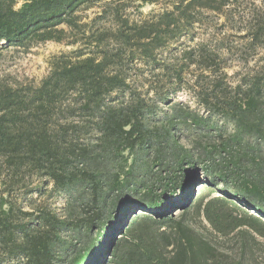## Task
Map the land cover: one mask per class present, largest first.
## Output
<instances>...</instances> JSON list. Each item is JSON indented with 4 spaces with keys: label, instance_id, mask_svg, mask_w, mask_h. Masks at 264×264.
I'll return each instance as SVG.
<instances>
[{
    "label": "trees",
    "instance_id": "16d2710c",
    "mask_svg": "<svg viewBox=\"0 0 264 264\" xmlns=\"http://www.w3.org/2000/svg\"><path fill=\"white\" fill-rule=\"evenodd\" d=\"M153 1L132 3L140 9ZM238 1L178 0L150 19L130 21L124 0H0V54L48 41L75 47L54 58L37 84L0 81V264H264L255 256L256 246L264 250V62L235 84L224 82L219 55L210 50H184L181 64L163 68L178 82L190 65L211 78L198 98L231 124L223 147L235 148L231 167L240 178L231 195L240 206L188 199L197 165L220 183L231 179L200 159L213 149L196 156L193 146L181 152L169 145L180 123L207 127L189 110L175 109L151 125L155 106L133 88L127 71L136 62L158 64V51L202 22L204 12L223 15ZM101 2L99 14L84 21L80 13ZM247 33L249 46L264 39V18ZM143 157L166 173L161 194L158 187L139 191L149 161L141 176L133 169ZM175 173L187 180L176 181ZM33 177L51 184L45 194L65 197L61 215L39 198L26 200ZM132 204L144 214L127 218ZM176 207L179 214L171 211ZM231 235L237 248L225 245Z\"/></svg>",
    "mask_w": 264,
    "mask_h": 264
},
{
    "label": "rangeland",
    "instance_id": "374dc122",
    "mask_svg": "<svg viewBox=\"0 0 264 264\" xmlns=\"http://www.w3.org/2000/svg\"><path fill=\"white\" fill-rule=\"evenodd\" d=\"M128 4L124 8V14L130 21H143L150 19L163 11L170 10L178 0H154L151 3L142 5L140 9L136 6L138 3H132V0H124ZM104 2H101L91 8L83 10L80 14L84 21L92 20L102 10ZM264 18V1L263 0H239L237 4L230 5L225 14H216L214 12H204L201 16L202 22L195 23L187 33L182 35L177 41L170 43L165 48L158 51V64L148 65L136 62L128 71L133 88L140 92L151 105L155 106L156 114L149 118L151 125L156 124L175 109L179 113H185L187 110L197 115L202 120L206 130L196 127L190 120L179 124L173 131V138L169 142L171 147L175 144L179 150L187 151L193 146V154H201L204 148L213 149L210 158L201 155L200 159H209L213 161L210 165L212 169L219 170L223 174L229 175L227 185L213 179V173H205L201 166H196L198 181L189 179L187 188H191L189 194L190 201L195 202L201 196L206 203L213 198L225 199L229 205L240 206L233 200L231 192L235 182L239 180V173L233 170L231 164L235 159V148L228 145L223 147L229 140L232 131L231 124L223 121L217 115L208 113L202 106L198 98L199 86L207 88L210 85L211 78L204 77L208 73L200 74V70L190 65L187 71H184L181 81H176L171 77L172 72L163 69L164 65L181 64L182 52L184 50H193L198 53L199 49L214 51L218 53L216 60L218 66L226 72L227 77L224 82L235 84L242 78L251 77L259 67L263 65V55L261 37L255 45L249 46L250 36L247 33L249 26L256 22L257 19ZM108 15L102 19L101 24L104 27L110 25ZM75 49L65 43H56L52 41L34 44L30 48L14 49L8 48L0 54V81L3 82H25L32 81L37 84L50 71V62L61 55H70ZM196 53V54H197ZM155 90L162 92L166 96L161 101L155 93ZM122 96H118V99ZM196 155V156H197ZM149 161V170L144 177H147L144 187L140 188L141 193L145 192L147 187L157 188V193L163 192L159 188V183L166 177V173L156 161L151 158H142L137 160V166L134 167L133 173L141 176L143 169L141 164ZM130 162V161H129ZM246 167V165L244 166ZM144 174V173H143ZM174 179L182 181V173H175ZM162 179V180H160ZM164 182V181H163ZM51 188L49 182L39 180L35 177L31 179L30 189L32 192L26 195V200L39 198L38 202L44 203L51 207L57 214L61 215L65 208L66 199L57 195L55 192L45 194L46 190ZM177 190V189H176ZM177 192V199L184 198L183 194ZM40 195V196H39ZM39 196V197H38ZM27 207V206H25ZM173 214H179V209H172ZM129 218L131 214L140 217L144 213L132 204L127 210ZM252 214V212H250ZM124 217V218H126ZM126 218V219H127ZM119 233L114 235L118 236ZM225 245L231 248H237V239L233 235L229 236ZM264 243V240H259ZM255 256L261 263L264 258L263 248L256 246ZM107 256V255H106ZM15 260L6 261L4 264H14Z\"/></svg>",
    "mask_w": 264,
    "mask_h": 264
}]
</instances>
